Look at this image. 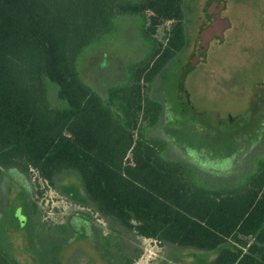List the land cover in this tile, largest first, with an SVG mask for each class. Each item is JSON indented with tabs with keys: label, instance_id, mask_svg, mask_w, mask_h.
Segmentation results:
<instances>
[{
	"label": "trees",
	"instance_id": "obj_1",
	"mask_svg": "<svg viewBox=\"0 0 264 264\" xmlns=\"http://www.w3.org/2000/svg\"><path fill=\"white\" fill-rule=\"evenodd\" d=\"M119 16L143 19L147 51L101 94L80 66ZM166 22L162 42L154 34ZM186 40L184 0H0V170L35 173L52 187L77 173L84 197L65 180L70 195L169 246L174 255L160 264L188 254L200 264H264V156L237 181L208 185L196 164L167 158V141L148 136L164 111L152 86ZM104 245L106 254L107 237ZM117 253L119 264L140 255Z\"/></svg>",
	"mask_w": 264,
	"mask_h": 264
},
{
	"label": "rangeland",
	"instance_id": "obj_2",
	"mask_svg": "<svg viewBox=\"0 0 264 264\" xmlns=\"http://www.w3.org/2000/svg\"><path fill=\"white\" fill-rule=\"evenodd\" d=\"M209 1L184 0L186 45L152 86L164 111L148 136L165 139L167 158L196 164L200 180L213 185L218 184L215 176L231 183L252 169L254 157L264 156V0H220L221 16L231 26L222 42H210L205 61L187 73L206 13L217 0ZM115 22L110 37L80 66L82 78L101 94L122 83L128 65L147 51L140 16H119ZM170 25L158 26L154 37L164 42ZM65 180L74 194L84 197L75 172L59 176L52 187L35 173L27 177L14 169L0 170L1 259L14 264H119V250L128 256L140 252L133 264L172 259L169 246L126 232L71 196ZM106 237L110 245L105 254ZM188 255L174 264L201 263V256Z\"/></svg>",
	"mask_w": 264,
	"mask_h": 264
},
{
	"label": "water",
	"instance_id": "obj_3",
	"mask_svg": "<svg viewBox=\"0 0 264 264\" xmlns=\"http://www.w3.org/2000/svg\"><path fill=\"white\" fill-rule=\"evenodd\" d=\"M223 5L220 0H217L215 4L211 5V8L206 13V24L201 28L199 38V46L196 55L191 59L190 65L187 68V73L194 70L197 64L205 61L206 52L209 49L211 41L222 42L224 38V32L231 24L226 17L221 16V10ZM215 118L217 116L212 114Z\"/></svg>",
	"mask_w": 264,
	"mask_h": 264
}]
</instances>
